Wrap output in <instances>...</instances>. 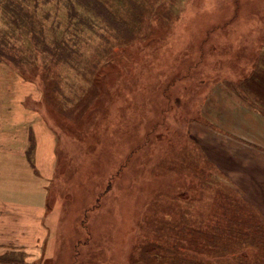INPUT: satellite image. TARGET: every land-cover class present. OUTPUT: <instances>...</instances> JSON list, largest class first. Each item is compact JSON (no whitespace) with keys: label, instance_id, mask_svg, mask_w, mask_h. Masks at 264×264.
<instances>
[{"label":"rangeland","instance_id":"rangeland-1","mask_svg":"<svg viewBox=\"0 0 264 264\" xmlns=\"http://www.w3.org/2000/svg\"><path fill=\"white\" fill-rule=\"evenodd\" d=\"M79 2L0 0V62L43 84L34 108L57 134L47 217L58 214L57 240L27 264H184L172 248L221 254L197 225L229 205L212 200L234 194L225 182L234 163L264 158V0ZM106 9L123 20H107ZM249 116L251 140L232 139ZM195 233L200 241L186 240ZM243 251L226 264L260 258Z\"/></svg>","mask_w":264,"mask_h":264},{"label":"crops","instance_id":"crops-1","mask_svg":"<svg viewBox=\"0 0 264 264\" xmlns=\"http://www.w3.org/2000/svg\"><path fill=\"white\" fill-rule=\"evenodd\" d=\"M246 63L244 61V65ZM40 87L32 78H23L16 69L0 62V264H27L30 260L48 258V251L53 247V241L57 240L58 214L54 216L56 222L53 220V224L47 218L53 215L49 207L48 181L55 169L52 145H55L57 134L46 117L34 108L42 97ZM226 120L220 117L218 122L234 129L235 119L230 123H225ZM247 124L245 131L238 129L236 133L232 132V139L251 140L249 132L256 127V116H249ZM257 125L259 128L258 118ZM234 164L241 166L240 169L235 167L234 171L241 173L233 174L232 182L234 187H240V190L235 187L240 192V198L220 197L212 201H235L240 209H250V212L238 211L237 215L225 220V227L232 223L233 230L241 231L219 241L216 245L218 249L214 251L219 250L221 254H212V251L207 261H214V264L237 262L236 256L247 253L238 254L239 249L246 246L253 250V255L256 253L260 257L252 255V263L264 264V248H260L264 247L263 242L259 240L260 246L258 249L255 247L258 232L263 229L257 226L261 224L264 227V175L256 176L255 173H264V158L256 154L253 160ZM211 210H207V219L203 216L201 225L197 227L206 226L205 233L209 231L210 223L221 229L211 219H220L224 211ZM232 252L238 255L229 256ZM5 255L9 259H4ZM55 255L52 252L51 256ZM244 261L242 264L251 263L249 259Z\"/></svg>","mask_w":264,"mask_h":264},{"label":"trees","instance_id":"trees-1","mask_svg":"<svg viewBox=\"0 0 264 264\" xmlns=\"http://www.w3.org/2000/svg\"><path fill=\"white\" fill-rule=\"evenodd\" d=\"M72 1V0H71ZM78 2L80 1L81 3H83V4H86L87 6H89V5H93V4H97V5H99V3H105V4H107L106 2H105V0H77ZM79 2V3H80ZM13 4L15 5L16 4V2H13ZM7 9H8V11L9 12H12L13 13V15L12 16H15V15H17V13H16V10H17V8H16V6L14 7V8H9V7H7ZM106 12H104L105 14L103 15V17L104 18H106L107 20H110L111 18L109 17V15H111V17L114 19V20H116L117 22H121L122 20H123V13L120 11V10H117L116 11V13H112L111 11H109V10H105ZM69 12H70V16H71V12H74V14H75V16H76V13H75V11L72 9V8H70L69 9ZM108 12V13H107ZM27 16V15H26ZM41 83V82H40ZM42 84V83H41ZM42 88L44 87L43 86V84H42V86H41ZM90 177H89V175H85L84 176V180H85V183L84 184H87V183H89L90 182ZM228 185H229V187H232V188H234L233 190H234V194H232V195H225V198H230V197H234V196H236V200L238 199V198H240L239 197V191H238V189L237 188H235L234 186H233V184L231 183V182H229V181H225ZM232 190V189H231ZM233 192V191H232ZM222 197H224V196H222ZM97 200H99V197L97 198ZM237 202H239V203H241V201H237ZM225 204H229V205H221V208H220V210H223L224 212H223V215L221 216V218L220 219H211V221H214L215 222V224L218 226V227H220L221 229H216L217 227H215V225H212L211 223H210V227H208V232H206L207 233V235H206V237H208V235H210V237H212L213 238V244H214V246L216 247V245H217V243L219 242V241H222L221 240V238H226V237H228V236H230V237H232L235 233H239L241 230H238V231H235V230H233L232 228H233V225H232V223H230V224H228V226L227 227H225V220L227 219V218H229L230 219V217H233V216H235V215H237L238 214V211H242V212H250V209H247V210H245V211H243L242 209H240L237 205H239V204H236V202L234 201V203H231V202H226ZM95 205H98L97 203L95 204ZM87 206V205H86ZM84 207V214H83V216H82V219H80V223L82 224L84 221H85V219H86V212L87 211H89L90 209H91V207L89 208V207ZM81 209H82V207H81ZM249 215H253V216H255L256 217V219L258 218V216L257 215H255V214H249ZM210 221V222H211ZM232 221V220H231ZM258 221V220H257ZM243 222H245V218H244V220H243ZM250 222L251 223H253V220H250ZM164 223H167V221H165ZM201 225V221L199 222V224L197 225V227H199ZM165 226V225H164ZM257 227H259V228H262V225L261 224H259ZM163 228V227H162ZM217 230H219V232H217ZM152 233H153V237H156L158 240H161L160 239V233L158 232V230L156 229V227L155 226H153L152 227V231H151ZM91 236V234H89V235H87V237H90ZM179 236H181V237H183V234H180ZM258 239L260 240V241H262L263 242V246H264V232L262 231V229L258 232ZM162 239H163V236H162ZM202 239V236L200 235V234H194L193 235V237L192 238H187L186 240H188V241H200ZM260 248H264V247H260ZM173 249V253H172V255H171V257L170 258H175V259H177V260H181V259H183V260H185V263L184 264H191V263H194V264H203V262H208L207 261V258H208V256H210V255H208V254H202V253H197V252H200V251H197V250H191V251H184V250H180V249H178V248H172ZM205 251H208V250H205ZM76 252H77V250H76ZM194 254V255H193ZM176 264H179L178 262H176Z\"/></svg>","mask_w":264,"mask_h":264},{"label":"bare ground","instance_id":"bare-ground-1","mask_svg":"<svg viewBox=\"0 0 264 264\" xmlns=\"http://www.w3.org/2000/svg\"><path fill=\"white\" fill-rule=\"evenodd\" d=\"M81 237V235H79V234H76L72 239H71V244H73L72 245V250H73V252L75 253L76 252V250H77V246H76V244L77 243H79L78 241H79V238Z\"/></svg>","mask_w":264,"mask_h":264}]
</instances>
